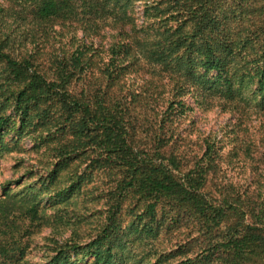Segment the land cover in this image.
I'll use <instances>...</instances> for the list:
<instances>
[{"label": "trees", "instance_id": "1", "mask_svg": "<svg viewBox=\"0 0 264 264\" xmlns=\"http://www.w3.org/2000/svg\"><path fill=\"white\" fill-rule=\"evenodd\" d=\"M190 93L239 113L230 151L190 146ZM250 113L264 114V0H0V153L26 134L48 168L47 203L31 184L0 195V264H31L43 229L40 264H264Z\"/></svg>", "mask_w": 264, "mask_h": 264}, {"label": "rangeland", "instance_id": "2", "mask_svg": "<svg viewBox=\"0 0 264 264\" xmlns=\"http://www.w3.org/2000/svg\"><path fill=\"white\" fill-rule=\"evenodd\" d=\"M142 6V3H138L136 8L140 10ZM214 100L219 99L215 98ZM186 101L193 108V111H190L187 116L182 117L179 122L182 128H184L183 132L190 136V146L192 148H198L197 143H202L200 139L211 136L224 148L225 153L230 151L234 144H236L235 138L237 134L240 136V133L236 131L237 129L239 130L238 126L241 121L239 113L233 109H224L220 106H213L206 109L196 101L194 93L188 94ZM250 114H252L255 123H259L260 121L264 122V114ZM20 135L21 133L16 131L5 135L6 141L11 142V144L9 152L0 153V195L6 189H9L11 192H19L25 185L31 184L34 185V193L43 196L45 198L44 202L47 203L48 195L47 193L44 194L46 189H43L40 182L35 183L38 174H47L48 168L40 163L45 158V152L37 153L34 149L32 150L31 148L32 145L34 146V142L31 141L30 136L26 134ZM30 168L34 170L33 175L26 173ZM95 176L97 177V175ZM18 180L21 181L19 184H17ZM10 184L12 188H9ZM52 209L50 208V210ZM49 233H51L50 229H43L39 234L32 237L33 255L30 258L31 264L45 262L42 256L46 249L45 244L47 241L44 238ZM140 247L137 244L134 245V249L138 252H141ZM81 255L83 254L79 253L78 257ZM75 256L77 254H74V258H77Z\"/></svg>", "mask_w": 264, "mask_h": 264}]
</instances>
